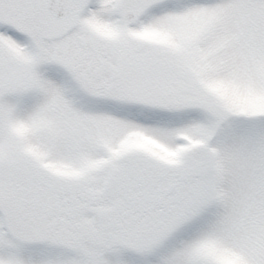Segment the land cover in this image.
Here are the masks:
<instances>
[{
    "label": "snow or ice",
    "instance_id": "6c2138e0",
    "mask_svg": "<svg viewBox=\"0 0 264 264\" xmlns=\"http://www.w3.org/2000/svg\"><path fill=\"white\" fill-rule=\"evenodd\" d=\"M0 264H264V0H0Z\"/></svg>",
    "mask_w": 264,
    "mask_h": 264
}]
</instances>
